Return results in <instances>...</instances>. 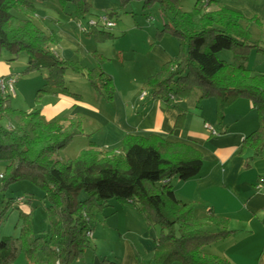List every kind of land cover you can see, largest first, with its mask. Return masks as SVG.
Segmentation results:
<instances>
[{"label": "trees", "instance_id": "trees-1", "mask_svg": "<svg viewBox=\"0 0 264 264\" xmlns=\"http://www.w3.org/2000/svg\"><path fill=\"white\" fill-rule=\"evenodd\" d=\"M45 1L0 0V56L4 51L13 56L25 52V74L47 72L44 87L36 94L37 102L50 89L81 99L80 93L67 86L68 71L83 75L96 92L113 100L114 78L100 67L106 57L95 54L98 66L85 68L52 49L61 37L35 20L36 2ZM58 1L64 9L72 6L68 13L77 23L86 22L85 18L92 14L90 0ZM120 1V8L125 9L133 0ZM217 1L209 0L208 5ZM143 2L144 7L159 4L162 12L170 16L157 39L169 33L180 41L178 55L147 79L146 87L152 96L172 105L199 90L200 101L216 98L220 122L228 106L239 98L249 99L258 111L261 125L244 139L243 151L251 149L254 156L260 155L264 151V74L255 72L244 60L253 49L264 53V44L252 40L242 24V12L228 6L208 10L203 0H197L191 11L183 9L182 0ZM108 15L114 18L117 11ZM102 32L98 40L114 37L111 32ZM224 50L233 53L234 62L219 56ZM12 97L0 92V163L7 162L5 169L0 170V192H6L14 182L30 180L44 191L47 212L55 220L47 235H37L31 208L20 207L17 198L2 199L0 227L16 205L22 223L18 236L0 235V264H88L85 254L96 248L88 235L95 228L94 209H102L114 200L135 206L148 228H159L152 264H233L224 255L204 250L233 232L209 230L206 223L225 227L228 221L216 217L213 211L207 217H197L194 203L180 199L171 183L173 177L188 180L200 173L203 157L198 149L187 143L166 141L157 134H127L119 146L111 149H102L90 140L77 157L62 161L55 158L56 154L84 133L82 118L47 121L41 109L13 107ZM82 194L86 196L81 198ZM102 264L119 263L105 256Z\"/></svg>", "mask_w": 264, "mask_h": 264}, {"label": "crops", "instance_id": "crops-1", "mask_svg": "<svg viewBox=\"0 0 264 264\" xmlns=\"http://www.w3.org/2000/svg\"><path fill=\"white\" fill-rule=\"evenodd\" d=\"M90 3L92 14L110 13L121 7L120 0H90ZM224 6L241 11L245 16L242 24L250 31L252 40L264 44V0H218L208 5L207 9ZM68 14L73 19L71 13ZM166 17L167 20L161 21L150 15L142 22L116 21L114 27L117 31L90 29L86 34L91 41L84 44V48L81 47L83 41L76 37V33L64 26L59 27L58 23L47 24L40 19L42 23H38L41 27L61 37L59 44L51 46L61 57L82 62V57L86 56V68L98 66L95 54L106 57L107 61H103L100 67L113 76L116 90L113 100L107 104L106 99L91 89L90 84L91 87L86 85V98L82 92H77L82 97L76 102L65 101L67 94L60 89H50L47 97L54 96L55 105L47 112L45 106L39 109L47 121L80 116L84 127L86 124V131L92 134L91 139L102 149L119 146L127 134L144 137L157 134L166 141L183 142L198 149L203 157L200 173L188 180L173 177L171 183L180 199L194 203L197 217H207L213 211L216 217L228 221L225 227L207 222V229L233 231L204 250L224 255L233 264H264V190L256 188L260 176L264 175V151L257 156L251 149L243 151L244 139L261 125L258 111L249 99L239 98L225 109L224 120L220 122L216 98L200 101L199 90L181 97L172 105H166L152 96L146 87L147 79L159 71L164 63L172 61L180 51V41L169 33L157 39L158 31L170 22V16ZM57 21L61 23L59 18ZM102 31L111 32L115 38L98 40L97 36L102 37ZM234 61L233 55L229 62ZM244 62L255 72L264 74L263 52L253 49ZM69 72L66 76H70L72 81L75 75H69ZM44 74L47 75V72L44 71ZM44 82L40 84L42 87ZM40 85L31 84L22 94L31 97L36 89L42 88ZM43 101L40 105H44ZM33 105L30 104L27 111L36 109ZM262 120L264 122V116ZM206 122L211 123L219 134H211L204 127ZM26 200L30 199L24 197L19 206L29 208L31 205L26 204ZM94 213L97 219L102 216L101 223L108 231L104 237L98 238L94 228L95 249L98 242L114 239L116 247L112 253L116 259L113 260L119 264L151 262L160 230L148 228L135 206L114 200L99 211L94 209ZM118 238L121 240L119 243ZM92 264H102V258L96 254Z\"/></svg>", "mask_w": 264, "mask_h": 264}, {"label": "rangeland", "instance_id": "rangeland-1", "mask_svg": "<svg viewBox=\"0 0 264 264\" xmlns=\"http://www.w3.org/2000/svg\"><path fill=\"white\" fill-rule=\"evenodd\" d=\"M197 0H182V6L184 10L191 11L195 5ZM38 11H37V18L35 19L36 22H40V19L47 23V24H56L58 23L63 28H67L73 32V34L76 35L77 38H80L83 41V44L81 45L82 48H84V44H90V38L89 35L86 34V32H83L79 29L77 26V22L74 21L70 15L67 13L70 10H72V6H68L65 9L60 5L58 0H47L45 2H36ZM64 9V10H63ZM95 7L93 6V11H95ZM127 10V12H126ZM118 15L114 16L115 21L118 23L124 22V21H145L147 16H154L157 21H161L162 19H166V15L162 12L159 4H153L149 7H144L143 0H133L125 9H119L116 10ZM127 13V14H126ZM99 15L102 14H108L106 12H100L97 13ZM97 14H90L88 15L84 21L89 20L90 18L97 17ZM127 15V16H126ZM39 16V17H38ZM57 18L61 20V23L57 21ZM39 24V23H38ZM111 31H117L115 27L109 28ZM171 35V34H169ZM172 36V35H171ZM173 37V36H172ZM109 38V39H114ZM92 39V38H91ZM108 39V40H109ZM160 39V38H158ZM64 45V44H63ZM219 56L227 61H230L233 53L229 50H224L220 52ZM16 57V58H15ZM82 62H80L85 68H86V56L82 57ZM107 61V60H104ZM0 76H10L13 75L17 77L16 82V94L17 96L12 97V106L17 108H23L24 110L28 109L30 104H34L37 109L42 108V106L46 107V112L51 110L52 107L55 105V100L53 99L54 96H49L47 94H44L42 97H40L39 102L36 101V94L38 92V89H36L34 95L31 97L27 95H23L22 92L31 84L36 85V83H39V85L45 81V75L44 71H37L33 73L25 74L24 70L26 69L28 65V57L25 52L20 53L18 56H13L12 54L4 51L3 55L0 56ZM89 64V63H87ZM92 66V65H89ZM69 75H75L72 77V81L70 80V76L65 75V81L71 91L76 92H82L84 97L86 98V85L89 86V82L86 80V78L81 74H73V72H69ZM39 87H42L41 85ZM44 87V86H43ZM42 87V88H43ZM95 90L93 87L91 88ZM96 91V90H95ZM99 95V93L97 92ZM68 95V94H67ZM65 95L64 100L69 102L73 100L74 102L80 101L81 99H77L75 97H72L70 95ZM27 98V100L25 99ZM46 97V99H45ZM71 97V98H70ZM43 101L44 105H40L41 100ZM106 103L108 104V100H106ZM33 105V106H34ZM4 122H7L6 119H4ZM84 133L81 135L76 136L71 144L64 150L59 151L56 154V157L58 159H61L63 161H67L70 158H75L80 154V151L83 149H80L83 146H86L87 143H89L91 139V132L86 131V124L85 127L83 126ZM97 136V134H96ZM95 136V137H96ZM94 137V135H93ZM94 141V140H93ZM96 142V141H95ZM97 143V142H96ZM99 146V145H98ZM55 157V158H56ZM7 162H1L0 163V170L5 169ZM44 191L41 190L40 187L35 185L30 180L24 179L19 180L17 182L12 183L6 192L1 193L0 192V201L4 198L7 200L10 197H13L16 199L19 196H24L25 198H29V204L31 205V210L33 212V225L35 229L36 234L44 235V233L50 231L51 222L55 220V217H51L46 209L47 201L44 199ZM86 195L82 194L81 198H84ZM30 207L26 209L30 210ZM99 211V209H97ZM98 215V214H97ZM142 215V214H141ZM143 217V215H142ZM144 218V217H143ZM103 218L102 216H99L98 219L96 218L95 223V232L97 233L98 238L104 237L105 234L108 233L102 225ZM22 223V219L20 216V210L18 206L16 205V208H13L10 210L8 216L4 219L2 226L0 227V235L1 236H18L20 233V224ZM118 237L117 234L113 233ZM159 235V232H158ZM114 236L110 237L113 238ZM96 238L92 237V242L95 245ZM121 242L120 238H118V243ZM115 240L111 239L110 242H98V247L95 250L88 249L85 254V259L88 264H91L93 262L94 256L97 254L102 259L107 256L110 259H116L113 252V249L116 247L114 244ZM20 260H23V257H21ZM145 264H151V262H145Z\"/></svg>", "mask_w": 264, "mask_h": 264}, {"label": "built area", "instance_id": "built-area-1", "mask_svg": "<svg viewBox=\"0 0 264 264\" xmlns=\"http://www.w3.org/2000/svg\"><path fill=\"white\" fill-rule=\"evenodd\" d=\"M209 0H203L204 7H207ZM79 29L83 32H87L93 28L109 29L116 26V21L111 18L108 14L98 15L97 17L90 18L86 22L77 23ZM16 82L17 77L10 76H1L0 77V92L9 93L13 96H16ZM145 94V93H144ZM204 127L213 135H218L219 131L209 122L204 124ZM3 177V173L0 172V178ZM256 188L258 190H264V175L260 176ZM18 202H23L24 197H17ZM88 235L93 237V232L89 231Z\"/></svg>", "mask_w": 264, "mask_h": 264}]
</instances>
